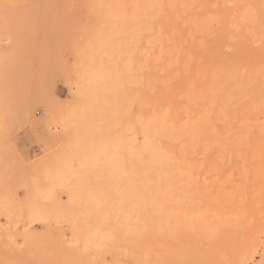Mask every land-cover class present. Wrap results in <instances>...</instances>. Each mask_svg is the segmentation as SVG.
<instances>
[{
    "label": "rangeland",
    "instance_id": "1",
    "mask_svg": "<svg viewBox=\"0 0 264 264\" xmlns=\"http://www.w3.org/2000/svg\"><path fill=\"white\" fill-rule=\"evenodd\" d=\"M225 1L0 0V264H264V49ZM72 199L81 238L42 216Z\"/></svg>",
    "mask_w": 264,
    "mask_h": 264
},
{
    "label": "bare ground",
    "instance_id": "2",
    "mask_svg": "<svg viewBox=\"0 0 264 264\" xmlns=\"http://www.w3.org/2000/svg\"><path fill=\"white\" fill-rule=\"evenodd\" d=\"M239 2H237V0H226L225 1V4H227V3H231L232 4V7H229V6H227V9L225 10V11H222V12H219L218 14H217V16H216V19L218 20V22L221 24V27H222V33H223V37L228 41V42H231V41H234L236 38H239V40H244V38H248V36H249V38L250 37H252L253 39H251L250 40V42L249 41H247V42H244V45L243 46H245V47H248V46H251V47H254V48H258V49H264L263 47H257L258 45H260L259 43H261V41H263V39H264V14H261V16H260V13H263V12H260L261 10H260V8H262L263 9V11H264V3H262V2H264V1H259V3H262L263 5H261V4H258V3H254V4H246L244 7H242V8H240L239 7V3L242 1V0H238ZM245 1V0H244ZM256 1V0H255ZM248 2V1H247ZM247 2H245V3H247ZM244 3V2H243ZM241 4V3H240ZM243 8H245V9H243ZM242 10L240 13V15H239V18H238V16H237V18H236V21L233 19L234 17H232L233 15H232V10ZM239 12V11H238ZM257 12H259V13H257ZM234 13H236V12H234ZM237 15V14H236ZM262 16H263V18H262ZM231 30H232V32H231ZM247 36V37H246ZM260 41V42H259ZM252 42H253V44H252ZM241 43H243V42H241ZM254 43H258V45L255 47V45H254ZM264 43V42H263ZM254 45V46H253ZM261 45H264V44H261ZM263 74H259L258 73V76L259 77H261ZM95 79H92L90 76H88V77H86L85 78V82H87V87H86V89H84V92H85V98H86V100H87V103H88V105L86 106V108L83 110V112L81 113V112H79V113H76V114H74L73 116H71V118L70 119H68V120H65L64 122H63V128H64V130L66 129L67 131L68 130H73V129H77V130H79L82 134H83V138H87V140H88V137L90 136V134H89V131L87 130V132L88 133H86V131L85 132H83L85 129H88V127L90 128V126L92 125V119H94L93 117L94 116H92V114L93 115H95L94 113H95V108L97 107L96 105H97V103H96V100L98 99L97 98V96H98V92H97V88H96V82L94 81ZM97 87H98V85H97ZM100 97V96H99ZM99 100H102V99H98V102L100 103V101ZM98 103V104H99ZM100 105V104H99ZM29 114V113H28ZM28 114H25V116H24V118H27V116H28ZM31 114H32V112H31ZM3 121L2 122H4V119H2ZM22 121H23V119H22ZM7 122V121H6ZM3 123H0V125H2ZM28 124V123H27ZM10 125V124H9ZM24 125V124H23ZM1 128H3V126L1 127ZM31 128V127H30ZM66 132V131H65ZM66 133H68V132H66ZM70 133H72V132H70ZM65 134V133H64ZM79 134V133H78ZM76 135V134H75ZM80 135V134H79ZM78 135V136H79ZM87 135V136H86ZM89 135V136H88ZM82 137V136H81ZM64 138V137H63ZM78 139H79V137H78ZM91 139V138H90ZM74 140V139H73ZM81 140H82V138H81ZM76 141H77V138H76ZM85 141V140H84ZM78 144V143H77ZM77 147H78V145H77ZM79 149L81 150V148L79 147ZM76 150H78V148L76 149ZM75 151V150H74ZM75 153V152H74ZM78 153V152H77ZM76 153V154H77ZM80 153H82L81 151H80ZM78 155H80L79 153H78ZM81 156V155H80ZM74 158V157H73ZM153 158H155V161L156 162H158V164L160 165V167H161V170L162 171H169L168 169H167V167L170 165V163H168V161H166V159H167V154L166 153H163L162 154V151L160 150V151H158V155L157 156H154ZM79 159V158H78ZM83 162V161H82ZM83 164H85V163H83ZM62 171H65V170H62ZM66 172V171H65ZM60 176V175H59ZM71 178V177H70ZM73 178V177H72ZM75 186V185H74ZM79 187V186H78ZM75 190H76V188H74ZM74 189H72V190H74ZM70 192H72L71 190H70ZM74 192V191H73ZM71 195H72V193H71ZM78 195V194H77ZM76 195V196H77ZM79 196V195H78ZM48 197V196H47ZM76 198V197H75ZM49 201V200H48ZM57 201H60V200H58L57 199ZM39 201H37V203H38ZM51 202V201H50ZM49 202V203H50ZM59 203V204H58ZM64 203H65V201H64ZM63 203V204H64ZM67 203H68V201H67ZM41 204V203H40ZM60 204H62V202L60 203V202H57V203H54V208L53 207H51L50 208V210H49V212L47 213L46 212V215H43L42 214V216H46V217H50V218H55V219H67V220H71V227L73 228V231H74V235L76 236V237H79V238H81V237H83V235H80L81 233H79L78 232V230H77V227H79V228H81V226L78 224H76V222L79 220V219H81L82 217H81V215H83V214H86L87 213V211H85V209L83 208V201H81V200H71V202H70V204L68 205V207H66L65 205H63V206H65V207H63L62 205H60ZM38 205V204H37ZM42 206V205H41ZM40 206V207H41ZM49 206V205H48ZM39 205H38V210L39 211H41L39 208ZM34 209H32V211H33ZM35 211H37V210H35ZM35 211H33V213H36ZM42 212V211H41ZM40 212V213H41ZM20 213V212H19ZM32 213V214H33ZM96 213H98V215L99 214H101V217L102 216H104V214L103 213H101L100 212V210L99 211H96ZM10 214H11V212H10ZM21 214V213H20ZM31 214V215H32ZM53 214L55 215V216H53ZM79 214H80V218H79ZM26 215H28L27 214V212H26ZM78 215V216H77ZM86 215H88V214H86ZM38 216L40 217V215L38 214ZM85 216V215H84ZM30 217V216H29ZM87 217L88 216H86V217H84V219L86 218L87 219ZM103 218V217H102ZM27 219H28V217H27ZM35 219V218H34ZM41 219V218H40ZM104 219H106L105 217H104ZM114 219V218H113ZM19 220H20V218H19ZM30 219H28V221H29ZM24 221H25V219H24ZM37 221V220H36ZM40 221V220H39ZM56 221V220H55ZM33 222H35L34 220H33ZM20 223V222H19ZM26 223V222H25ZM29 223H31L32 224V222H30L29 221ZM54 223V222H53ZM20 225V224H19ZM20 227H21V225H20ZM58 228V227H57ZM50 229V228H49ZM47 231V230H46ZM57 232H58V230H57ZM48 233V232H47ZM50 233V232H49ZM49 233H48V235H49ZM79 233V234H78ZM54 234V233H53ZM56 234V233H55ZM83 234V233H82ZM45 235V234H44ZM47 235V236H48ZM57 235V234H56ZM80 235V236H79ZM50 236V235H49ZM51 237H53V235L51 236ZM39 238V237H38ZM53 238H55V237H53Z\"/></svg>",
    "mask_w": 264,
    "mask_h": 264
}]
</instances>
